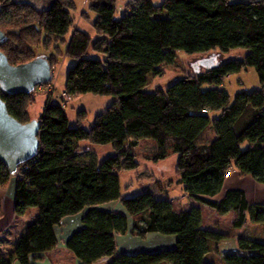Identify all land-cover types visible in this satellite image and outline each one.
<instances>
[{
	"label": "trees",
	"instance_id": "16d2710c",
	"mask_svg": "<svg viewBox=\"0 0 264 264\" xmlns=\"http://www.w3.org/2000/svg\"><path fill=\"white\" fill-rule=\"evenodd\" d=\"M79 0H0V51L11 65L46 57L52 72L55 57L37 55L34 47L66 42L73 61L65 93L94 94L115 99L106 115L97 116L90 129L70 127L61 103L50 97L40 122V150L13 174L0 161V187L16 181L15 215L38 209L37 218L17 240L13 250L0 253V264H35L57 248L56 229L63 220L83 214L82 228L66 247L81 264H216L214 248L224 236L203 227L198 207L177 210L152 192L122 196L123 172L137 170L134 149L141 140L157 143L154 161L178 154V183L186 194L220 215H235L232 226L244 227L248 218L264 223V204H250L242 190H230L214 200L234 167L264 185V0H133L117 19L116 0H96L81 17L91 20L95 36L76 26ZM37 45V46H36ZM48 47V46H47ZM243 49L242 59L178 80L166 90H146L151 77H162L179 52L188 55ZM99 57H94L93 54ZM255 69L260 89L239 92L234 100L222 89L225 79ZM54 77V75H53ZM31 94H11L0 87L9 114L28 123ZM117 106L120 111L109 115ZM86 112L78 113L79 121ZM211 129L215 138L201 140ZM81 142L111 145L115 154L99 163L91 152H79ZM247 143V148H243ZM158 193L166 194L161 181ZM120 202L126 213L99 207ZM129 218L133 221L130 227ZM130 233L175 237L173 249L118 253L117 236ZM247 254L231 253L221 264H264V241L239 239ZM1 252V251H0ZM212 253V254H211Z\"/></svg>",
	"mask_w": 264,
	"mask_h": 264
},
{
	"label": "rangeland",
	"instance_id": "374dc122",
	"mask_svg": "<svg viewBox=\"0 0 264 264\" xmlns=\"http://www.w3.org/2000/svg\"><path fill=\"white\" fill-rule=\"evenodd\" d=\"M96 0H79L77 2V11L74 13L76 26L85 30L87 33L95 36L94 31L91 28V21L95 18V15H91V20H85L81 17L83 11H88L91 2ZM133 0H116V13L115 17L120 19L126 11V6L129 2ZM165 0H152L155 5H161ZM250 0H229L230 3L239 2H249ZM70 37H66V42L51 41L46 42V45H40L35 48V53L37 55H42L43 53H48L55 57V63L53 66L52 80L42 86H38L33 93L34 102L29 106V118L39 119L43 114L46 105L50 99L53 98L54 103H61L64 106L66 115L69 120L70 127L81 126L85 129H90L99 115L108 114L109 107L114 101L113 96H101L94 94H81L78 96H67L65 94V87L68 77V72L73 65V61L66 57V50ZM48 46V47H47ZM247 51L243 49L232 50L229 53H220L218 51L210 52L207 54H193L188 55L183 52H179L175 64L164 65V74L162 77H151L149 84L146 88L148 92H155L157 90H166L169 86L182 79L183 77L191 74H195V64L203 58H210L214 56L217 61L225 63L235 59H242L246 56ZM94 57H101L97 54H93ZM206 67H202V71ZM222 89L226 90L231 99L234 100L237 93L245 91L252 92L260 89L259 77L255 69L250 68L247 71L242 72L238 75L229 76L225 79L224 84L221 86ZM112 113L109 115H116L120 108L113 109ZM85 111L86 117L80 122L78 118V113ZM203 143H207L215 138V134L211 129L203 135ZM78 148L79 152L90 151L93 153L99 163L104 161L107 157L115 154V150L111 145H97L90 144L88 142H81ZM247 143H245L243 148H247ZM157 151V143L153 139L141 140L139 146L134 149L137 161L139 162V168L137 170L123 172L121 177V187L122 196L124 198H130L141 194L143 192H152L158 199H165L171 201L177 210L179 209H190L195 203L185 192L184 185L178 183V176L176 173V168L178 165L179 155L169 154L165 159L154 161L153 157ZM235 170L234 167L230 169L232 172ZM247 177V176H245ZM244 186L251 188L254 191L256 182L252 178H244ZM157 181H161L168 192L165 194L158 193L156 186ZM12 182V181H11ZM10 181L5 185L0 187V191H7L13 188V183ZM260 187V186H259ZM262 187V186H261ZM261 195L264 197V186L261 188ZM194 203V204H193ZM1 205V202H0ZM1 216V214H0ZM18 219V218H17ZM232 217L230 215L221 216L216 212H211L210 215L205 216V224L208 226H217L222 229L225 234L224 238L221 240L219 246L220 254L219 257L214 255L212 260L216 264H221V257L226 254L231 253H241L247 254L245 250H241L239 247V239H249L255 241H264V223L255 224L250 218H248L246 224L242 228H234L232 226ZM1 239V237H0ZM148 239V238H146ZM1 242V241H0ZM7 242V239L4 240ZM150 242L143 239V245H148ZM5 245V246H4ZM4 248V250L1 249ZM9 243L0 244V253L8 251ZM6 251V252H7ZM157 252V251H151ZM64 262L67 261L66 257L63 255ZM105 263V260L101 264Z\"/></svg>",
	"mask_w": 264,
	"mask_h": 264
},
{
	"label": "crops",
	"instance_id": "0c3cea01",
	"mask_svg": "<svg viewBox=\"0 0 264 264\" xmlns=\"http://www.w3.org/2000/svg\"><path fill=\"white\" fill-rule=\"evenodd\" d=\"M116 109V108H115ZM81 145H79L80 147ZM90 152V151H86ZM122 177V176H121ZM244 178H251L250 176H243L236 169L231 172V175L226 179L225 184L221 193L215 197L214 200H221L225 194L230 190H242L245 192L247 200L250 204H264V197L261 195L262 193L258 191H262V187L264 185L257 184L255 185L254 191L251 188H247L244 186L243 181ZM12 181V182H11ZM13 183V188H10L7 191H0V244L9 243L8 251H4V253H9L13 250V247L17 240L24 234L26 228L37 218L38 209L29 208L26 213L22 217H17L15 215V192H16V181L14 178L10 180ZM260 186V187H259ZM262 186V187H261ZM192 199V198H191ZM194 200V199H193ZM195 203V204H194ZM194 205L192 207H198L202 210L203 213V227L218 232L225 236L222 232V229H219L217 226H208L205 224V216L210 215L211 212H215L211 208L202 205L201 203L194 200ZM105 211H118L121 213H126L121 206L120 202L110 203L104 206L99 207ZM217 213V212H216ZM218 214V213H217ZM220 215V214H219ZM232 217V222L234 221L235 215L233 213L228 214ZM224 216V215H220ZM18 218V219H17ZM82 218L83 214L69 217L63 220L62 224L56 229V233L59 239V244L56 249L44 254L42 260L36 262L35 264H81L80 261L74 256V254L67 249L66 241L78 230L82 228ZM130 227L133 224L131 218H129ZM150 243L148 245H143V240L132 236L130 233L126 235L117 236V245H118V253H137V252H151V251H160L166 249H173L176 245L175 237L162 236L160 234H149L147 236ZM7 239V242L4 240ZM220 244V243H219ZM218 244V245H219ZM215 244L219 249V246ZM5 246V245H4ZM4 250L3 247H1ZM220 253V252H219ZM212 254V253H211ZM218 256V253H213V255ZM63 255L66 257L67 261L70 263L64 262ZM219 257V256H218ZM220 258V257H219ZM105 263H108V259H104ZM103 260V261H104ZM100 261L97 264H101ZM13 264H20L18 261H14Z\"/></svg>",
	"mask_w": 264,
	"mask_h": 264
},
{
	"label": "water",
	"instance_id": "95a60500",
	"mask_svg": "<svg viewBox=\"0 0 264 264\" xmlns=\"http://www.w3.org/2000/svg\"><path fill=\"white\" fill-rule=\"evenodd\" d=\"M4 33L0 30V40ZM214 56L198 61L194 68L198 74L202 67L208 70L217 66ZM53 78L51 66L46 57L31 62L11 65L0 51V87L11 94H31L38 86L49 83ZM40 122L33 119L21 123L9 114L6 103L0 98V161L15 174L18 168L33 160L40 150Z\"/></svg>",
	"mask_w": 264,
	"mask_h": 264
},
{
	"label": "built area",
	"instance_id": "2783aa9c",
	"mask_svg": "<svg viewBox=\"0 0 264 264\" xmlns=\"http://www.w3.org/2000/svg\"><path fill=\"white\" fill-rule=\"evenodd\" d=\"M66 94V93H65ZM67 95V94H66ZM68 96V95H67ZM62 106H63V104H62ZM64 107V106H63ZM230 176V173H228L227 175H226V178H228Z\"/></svg>",
	"mask_w": 264,
	"mask_h": 264
}]
</instances>
